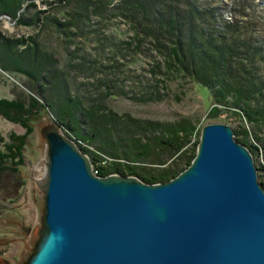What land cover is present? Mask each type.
Returning <instances> with one entry per match:
<instances>
[{
  "label": "trees",
  "instance_id": "1",
  "mask_svg": "<svg viewBox=\"0 0 264 264\" xmlns=\"http://www.w3.org/2000/svg\"><path fill=\"white\" fill-rule=\"evenodd\" d=\"M219 1L0 0L1 18L37 30L28 38L15 39L0 32V73L21 77L19 83L27 89L14 86L11 101L0 99V116L24 129L6 137L0 133V175L21 172L26 140L47 112L63 135L89 157L97 176L115 173L154 184L167 182L188 167L198 143L188 150L197 133L192 120L167 123L117 114L97 97L125 94L132 57L150 52L157 58L152 72L162 78L184 76L209 91V120L232 127L234 139L252 154L264 190V167L258 159L264 135V36L259 29L264 18L255 0H236L226 14L230 19H221L225 14L219 13L223 9ZM119 22L128 25L130 35L117 37ZM44 29L59 38L68 57L65 65L40 35ZM76 40L82 44L76 45ZM70 68L88 76L77 79ZM83 84L99 91L92 88L91 96L84 98L78 90ZM157 93L152 90L144 100H158ZM95 138L101 141L103 155L88 147ZM107 157L111 163L102 165L101 159Z\"/></svg>",
  "mask_w": 264,
  "mask_h": 264
},
{
  "label": "water",
  "instance_id": "2",
  "mask_svg": "<svg viewBox=\"0 0 264 264\" xmlns=\"http://www.w3.org/2000/svg\"><path fill=\"white\" fill-rule=\"evenodd\" d=\"M36 132L39 221L16 264H264V190L229 124L203 125L189 166L154 184L93 174L49 115Z\"/></svg>",
  "mask_w": 264,
  "mask_h": 264
},
{
  "label": "rangeland",
  "instance_id": "3",
  "mask_svg": "<svg viewBox=\"0 0 264 264\" xmlns=\"http://www.w3.org/2000/svg\"><path fill=\"white\" fill-rule=\"evenodd\" d=\"M236 0H220L222 4V10L219 11L221 19H230L227 15L228 8L232 6ZM258 5V11L262 18H264V0H255ZM38 5L42 8L45 6L38 2ZM235 17L239 18L240 15L235 13ZM247 19H253L248 16ZM256 19V18H255ZM257 23H259L257 21ZM118 36L127 37L130 32L128 25L119 22L118 23ZM221 29V24H218ZM111 28H114L112 26ZM260 35L264 36V23H259ZM112 30V29H111ZM114 31V30H113ZM0 32L11 39L24 37L28 38L34 35L37 30L30 29L24 26H17L6 17H0ZM115 32V31H114ZM43 40L47 42L50 49L54 52L57 57L59 64H66L68 57L65 56V51L61 48L59 38L56 33L44 29V32L40 34ZM130 35V33H129ZM82 42L76 40V45H81ZM20 50V48H19ZM91 51H93L91 49ZM84 52V51H82ZM155 54L150 52H144L137 56H133V62L129 66V72L126 75L125 94L118 91V94H112L108 96L98 97L99 103L104 105L106 108L112 110L117 114L127 113L132 117L139 119H151L162 122H176L180 119L192 120L197 128V133L192 138L188 150L194 147V144L199 139L200 130L203 125L212 122H224L211 121L209 120L207 113L211 107V96L209 91L191 81L190 79L180 76L177 74L163 77L157 72H152V63L156 61L154 58ZM157 56V55H156ZM70 74L75 76L77 79L85 78L86 71L77 68H70ZM86 75L84 76V74ZM95 73V72H94ZM2 75L3 82L0 83V99L11 101L14 98L15 91L14 86L24 92L27 91L19 81L21 77L9 75L8 73H0ZM134 82H139L134 83ZM92 83V82H91ZM94 84V83H93ZM157 84L156 89L153 86ZM93 89H99L98 87H92L83 84L79 90V95L87 98L91 96L90 91ZM152 90H157L159 99L155 98L152 101H145V97ZM99 91V90H98ZM135 93V94H134ZM132 94H134L132 96ZM143 97L139 98L136 96ZM134 97V98H131ZM48 112L45 117H48ZM35 130L27 138L24 154V166L20 169L19 173H12L5 171L0 175V260L6 259L10 264H16V262L24 255L26 247L29 245L33 231L38 225L39 221V195L36 191L34 182L29 178V175L34 178H38L43 172V161H44V145L38 139V135ZM243 126L252 130L250 125L243 123ZM15 132L17 134L24 133V129L16 123L9 122L8 120L0 116V133L6 137L9 132ZM264 140V135H261ZM113 138V135L112 137ZM262 149L258 152V159L261 165L264 167V142ZM101 141L98 138L92 140V143L88 145L89 149L93 152H98L103 155L99 147ZM121 163H125L122 159H118ZM110 159H101V164H110ZM149 166V165H148ZM264 179V171L262 172ZM258 177V173H257Z\"/></svg>",
  "mask_w": 264,
  "mask_h": 264
},
{
  "label": "bare ground",
  "instance_id": "4",
  "mask_svg": "<svg viewBox=\"0 0 264 264\" xmlns=\"http://www.w3.org/2000/svg\"><path fill=\"white\" fill-rule=\"evenodd\" d=\"M92 172H93V174H96L95 171L92 170Z\"/></svg>",
  "mask_w": 264,
  "mask_h": 264
},
{
  "label": "flooded vegetation",
  "instance_id": "5",
  "mask_svg": "<svg viewBox=\"0 0 264 264\" xmlns=\"http://www.w3.org/2000/svg\"><path fill=\"white\" fill-rule=\"evenodd\" d=\"M49 116H51V115L49 114Z\"/></svg>",
  "mask_w": 264,
  "mask_h": 264
}]
</instances>
